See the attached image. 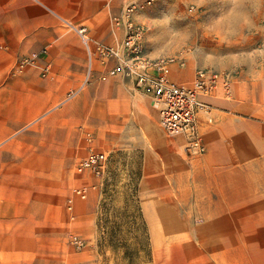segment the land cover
Returning <instances> with one entry per match:
<instances>
[{
    "label": "rangeland",
    "instance_id": "1",
    "mask_svg": "<svg viewBox=\"0 0 264 264\" xmlns=\"http://www.w3.org/2000/svg\"><path fill=\"white\" fill-rule=\"evenodd\" d=\"M138 15L151 57H183L192 74L264 70V0H154ZM79 90L61 113L23 133L30 141L21 147L35 152L65 133L70 150L51 176L61 187L52 194L50 247L37 238L41 252L21 256V264H264V222L204 221L210 203L195 190L204 153H189L182 137L160 130L150 98L116 80ZM85 132L108 154L102 181L75 171L87 154ZM236 230L241 238L219 233ZM70 235L84 240L81 250Z\"/></svg>",
    "mask_w": 264,
    "mask_h": 264
},
{
    "label": "crops",
    "instance_id": "2",
    "mask_svg": "<svg viewBox=\"0 0 264 264\" xmlns=\"http://www.w3.org/2000/svg\"><path fill=\"white\" fill-rule=\"evenodd\" d=\"M125 2L0 0V264H21V256L39 254L37 238L49 240L50 247L52 194L61 187L51 176L60 174L58 165L69 157L64 131L38 152L21 147L30 141L23 133L61 113L73 90L116 80L134 91L121 74L101 80L116 61L103 65L95 56L89 59L77 33L85 28L92 40L119 45L124 31L112 18ZM135 20L140 23L139 15ZM33 54L38 56L34 63L16 71L20 60ZM45 67L49 70L43 76ZM194 72L174 65L169 78L188 83ZM232 92L229 101L200 98L210 113L199 119L204 181L195 190L206 192L203 197L210 203L204 208L205 222L238 226L264 222V70L238 76ZM156 121L159 126L157 114ZM219 233L241 238L238 230Z\"/></svg>",
    "mask_w": 264,
    "mask_h": 264
},
{
    "label": "built area",
    "instance_id": "3",
    "mask_svg": "<svg viewBox=\"0 0 264 264\" xmlns=\"http://www.w3.org/2000/svg\"><path fill=\"white\" fill-rule=\"evenodd\" d=\"M154 0H126L119 15L112 18L115 26H121L124 36L121 43L114 47L103 45L92 40L85 28L77 30L89 59L97 57L105 65L110 60L116 61V66L108 70L101 80L108 76L121 74L128 77L135 92L150 98L156 111L158 124L168 137H182L188 144L189 153L205 152L203 140L199 134V119L210 113L207 104L200 98H220L232 100V86L237 78L234 72H220L213 69H196L193 79L188 83H176L170 80L171 68L176 65L183 67L185 60L179 56L151 57L146 49V32L144 24L135 20L137 14L149 7ZM195 11L191 6L189 12ZM33 54L23 58L16 71L32 65L37 59ZM49 67L42 70V75L48 73ZM85 142L88 144L86 156L75 165L78 174H89L102 181L105 175L108 154L90 146L93 143V133L85 132ZM75 196L85 199L86 189L73 190ZM67 210H72V200L67 202ZM70 244L77 250L84 247V240L77 235L69 236Z\"/></svg>",
    "mask_w": 264,
    "mask_h": 264
}]
</instances>
